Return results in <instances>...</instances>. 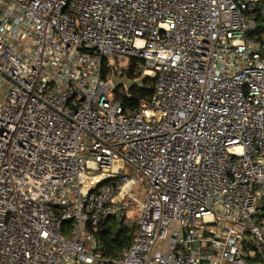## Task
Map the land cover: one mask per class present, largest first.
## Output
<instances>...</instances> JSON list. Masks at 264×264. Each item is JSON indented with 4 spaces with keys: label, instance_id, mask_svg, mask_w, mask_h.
Here are the masks:
<instances>
[{
    "label": "built area",
    "instance_id": "1",
    "mask_svg": "<svg viewBox=\"0 0 264 264\" xmlns=\"http://www.w3.org/2000/svg\"><path fill=\"white\" fill-rule=\"evenodd\" d=\"M0 264H264V0H0Z\"/></svg>",
    "mask_w": 264,
    "mask_h": 264
},
{
    "label": "trees",
    "instance_id": "2",
    "mask_svg": "<svg viewBox=\"0 0 264 264\" xmlns=\"http://www.w3.org/2000/svg\"><path fill=\"white\" fill-rule=\"evenodd\" d=\"M142 62L136 58L129 59V67L126 71V75L130 79H136L141 76L140 67ZM106 72L103 71L102 76L105 77ZM143 86H131L130 89L123 93L120 89H115V96L122 102L126 108L137 107L142 99L149 96L152 89L153 80L151 78L144 79ZM107 221L100 224L99 236L103 239L106 247V253L111 256H116L122 249L127 247L131 240L132 230L125 227L122 223L120 228L115 230L113 234L109 233L108 229H105L104 225Z\"/></svg>",
    "mask_w": 264,
    "mask_h": 264
},
{
    "label": "rangeland",
    "instance_id": "3",
    "mask_svg": "<svg viewBox=\"0 0 264 264\" xmlns=\"http://www.w3.org/2000/svg\"><path fill=\"white\" fill-rule=\"evenodd\" d=\"M137 82V78L136 81H129L128 79H124L123 80V85L116 88V89H120L119 91H122L123 93L127 92L128 90L126 89L127 87L130 88L131 86H133L134 83ZM115 90V89H114ZM129 172V171H128ZM86 182L88 183V180H86ZM129 215L135 216L136 215V211L135 208L133 207L129 212ZM105 229L109 230V233L113 234V231L115 229H119L121 226L120 224L114 219V218H109L108 221L105 223L104 225ZM130 244V243H129ZM115 257V256H112Z\"/></svg>",
    "mask_w": 264,
    "mask_h": 264
},
{
    "label": "water",
    "instance_id": "4",
    "mask_svg": "<svg viewBox=\"0 0 264 264\" xmlns=\"http://www.w3.org/2000/svg\"><path fill=\"white\" fill-rule=\"evenodd\" d=\"M124 79H128L129 81H133V82H134V80L136 81V79L128 78L126 74H124L121 77H117L115 74H111L109 82L111 84V87L113 89H116V88H118V87H120V86H122L124 84L123 83ZM144 79H145L144 77L140 76L139 78H137V82L134 83L133 86H143L144 85L143 84L144 83ZM126 89L129 90L130 88L127 87ZM119 215H120V210H116L115 211V217L118 218Z\"/></svg>",
    "mask_w": 264,
    "mask_h": 264
},
{
    "label": "bare ground",
    "instance_id": "5",
    "mask_svg": "<svg viewBox=\"0 0 264 264\" xmlns=\"http://www.w3.org/2000/svg\"><path fill=\"white\" fill-rule=\"evenodd\" d=\"M89 187V181H88V183L86 182V179H84L83 180V188H85V189H87ZM120 196V195H119ZM135 208V211H136V205L134 204L130 209H129V211L132 209V208ZM128 211V212H129ZM137 212V211H136Z\"/></svg>",
    "mask_w": 264,
    "mask_h": 264
}]
</instances>
